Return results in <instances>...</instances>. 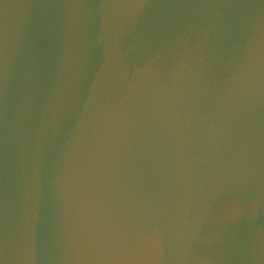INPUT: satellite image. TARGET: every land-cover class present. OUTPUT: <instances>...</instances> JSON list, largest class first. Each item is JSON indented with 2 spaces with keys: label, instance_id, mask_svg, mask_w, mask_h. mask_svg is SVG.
<instances>
[{
  "label": "water",
  "instance_id": "obj_1",
  "mask_svg": "<svg viewBox=\"0 0 264 264\" xmlns=\"http://www.w3.org/2000/svg\"><path fill=\"white\" fill-rule=\"evenodd\" d=\"M0 0V264H264V0Z\"/></svg>",
  "mask_w": 264,
  "mask_h": 264
},
{
  "label": "snow or ice",
  "instance_id": "obj_2",
  "mask_svg": "<svg viewBox=\"0 0 264 264\" xmlns=\"http://www.w3.org/2000/svg\"><path fill=\"white\" fill-rule=\"evenodd\" d=\"M137 6H139V0H138V3H137Z\"/></svg>",
  "mask_w": 264,
  "mask_h": 264
}]
</instances>
